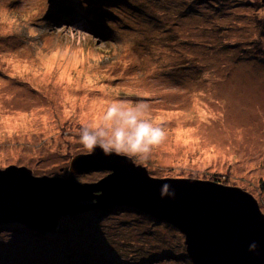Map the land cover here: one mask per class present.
Returning a JSON list of instances; mask_svg holds the SVG:
<instances>
[{
	"label": "rangeland",
	"instance_id": "1",
	"mask_svg": "<svg viewBox=\"0 0 264 264\" xmlns=\"http://www.w3.org/2000/svg\"><path fill=\"white\" fill-rule=\"evenodd\" d=\"M132 1L166 23L129 14ZM187 1L196 12L181 19L186 42L170 44L181 3L175 10L162 0L164 13L157 0H100L117 12L104 27L82 13L83 0H0V169L66 178L73 157L86 153L82 124L99 120L113 100H146L169 135L146 164L132 159L136 165L155 178L218 175L250 193L264 214V6ZM73 174L91 183L107 172ZM82 214L66 234L60 223L50 233L0 225V264H188L164 225L150 229L119 209ZM161 248L174 257L143 262Z\"/></svg>",
	"mask_w": 264,
	"mask_h": 264
},
{
	"label": "water",
	"instance_id": "2",
	"mask_svg": "<svg viewBox=\"0 0 264 264\" xmlns=\"http://www.w3.org/2000/svg\"><path fill=\"white\" fill-rule=\"evenodd\" d=\"M91 171L107 174L91 183L74 180L73 173ZM165 183L175 189L174 198L161 197ZM118 206L177 230L191 264H264V214L255 198L239 187L151 177L132 158L105 156L99 148L74 156L66 178L35 176L13 165L0 169V225L17 223L47 233L58 229L61 218ZM253 242L257 248L249 252Z\"/></svg>",
	"mask_w": 264,
	"mask_h": 264
},
{
	"label": "clouds",
	"instance_id": "3",
	"mask_svg": "<svg viewBox=\"0 0 264 264\" xmlns=\"http://www.w3.org/2000/svg\"><path fill=\"white\" fill-rule=\"evenodd\" d=\"M77 135L87 154H94L99 148L105 156H126L146 164L154 150L166 142L169 132L163 119L153 116L148 101L113 100L99 120L82 124ZM160 195L174 198L175 189L165 183L161 185ZM10 239L11 233L4 236V242ZM256 248L253 242L248 251L254 252Z\"/></svg>",
	"mask_w": 264,
	"mask_h": 264
},
{
	"label": "trees",
	"instance_id": "4",
	"mask_svg": "<svg viewBox=\"0 0 264 264\" xmlns=\"http://www.w3.org/2000/svg\"><path fill=\"white\" fill-rule=\"evenodd\" d=\"M159 2V5L160 6V11H163L164 13L166 12V7L169 6L168 4H165L163 2H161L162 0H157ZM170 2L171 4V8L172 9H175L178 8V7H175V5H177V3H181L183 5L186 6L185 8V11L180 9L178 12L179 14L177 13L175 16H173L174 18H176L175 20V23L171 24V27L170 30L168 31L167 29V34L166 35H169V39H170V44L175 41L180 43V44H183L184 40H181L180 41V38H179V29H180V22H181V19L183 17H185V15L189 14V15H192L193 12H196L194 11V9L196 8V5H195V1H187V0H182V2H178L177 0H167ZM209 2L207 4H209V8H213V9H217L219 5H215L213 4V0H208ZM97 2H100V0H83L82 2V8L85 9V12L82 10V13L84 15H86L87 17H90V20H94L96 21L97 23H99V25L101 26H106V23L110 22L111 21V18L109 17H112L113 15L115 16V14L117 13L116 10H115V7H113L112 9H105L106 7L103 6L104 4L102 2H100V4H96ZM109 3V0H105L104 3ZM110 4V3H109ZM138 4H136L135 2H131L130 4V13L129 14H132V13H140L142 12L144 15H145V20L148 21V22H151V23H155V24H162V23H166V20H164V17H157L155 15H151V14H147L143 9H137ZM96 6H99V8L102 7V11H97V8ZM117 9L121 8L122 6H118V5H115ZM174 6V7H173ZM173 10V11H175ZM176 12V11H175ZM75 13V12H74ZM74 13L70 14L69 17H72L74 15ZM163 13V14H164ZM172 16V15H170ZM114 18V17H113ZM122 21V20H120ZM170 22V21H169ZM179 22V24L177 23ZM134 23H137V22H134ZM132 25V24H131ZM174 27V28H173ZM112 28V27H111ZM128 29H132V26L129 27ZM166 29V28H165ZM171 36V37H170ZM179 38V39H178ZM170 178V177H168ZM200 180H208V181H211V182H216V183H220V184H224V185H228L226 183H224V180L221 179V177H219L218 175H213L211 179H200ZM228 186H231V185H228ZM121 210V212H129L130 214H134V219L137 221V222H141V218H145L146 219V224L149 222L150 226L149 228L150 229H153V228H156L158 226H166V228H168L169 230H172L175 232V234L178 236V244L180 246V249L182 251L181 253V256H184L186 257L185 259L187 260L188 264H191V261L190 259L187 257L186 255V252H185V248L184 247V244H183V236L178 233L174 228H172L171 226H169L168 224H163L153 218H151L149 215L147 214H144L142 212H140L139 210H136L134 208H128L126 206H118V207H112V208H109L107 210H86L82 213H95L94 215H101V218L104 217L105 215L107 214H113V212L115 210ZM82 213H79V214H74V215H70L68 217H65V218H61L60 219V225L64 226L63 229H62V232L63 233H70V223L71 221L75 220V223L76 225H80L81 224V221L79 220L78 217H81L83 215H86V214H82ZM81 215V216H80ZM68 225V226H67ZM22 227V226H21ZM26 228V227H25ZM24 226H23V229L24 230H29V229H25ZM109 228L111 229H116V228H113L112 226H109ZM30 231V230H29ZM148 231V230H147ZM48 233V232H47ZM155 232L153 231H148V234L151 235V234H154ZM182 236V237H181ZM170 243V241H169ZM168 243V244H169ZM166 245V244H164ZM173 249H176V245H174L173 247H171ZM170 252L166 249V248H161L160 251L157 252V254H153L149 257H146L143 255V262H156V261H160L161 259V256L162 255H165V256H168L169 258H173L174 256L173 255H170L169 254ZM142 263V261H140Z\"/></svg>",
	"mask_w": 264,
	"mask_h": 264
},
{
	"label": "bare ground",
	"instance_id": "5",
	"mask_svg": "<svg viewBox=\"0 0 264 264\" xmlns=\"http://www.w3.org/2000/svg\"><path fill=\"white\" fill-rule=\"evenodd\" d=\"M128 208H131V207H128ZM50 232H53V231H50ZM50 232H48V233H50Z\"/></svg>",
	"mask_w": 264,
	"mask_h": 264
}]
</instances>
